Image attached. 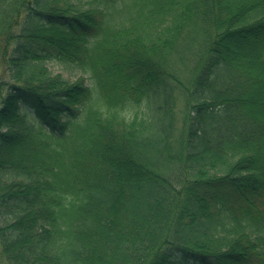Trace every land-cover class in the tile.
<instances>
[{
	"label": "trees",
	"instance_id": "obj_1",
	"mask_svg": "<svg viewBox=\"0 0 264 264\" xmlns=\"http://www.w3.org/2000/svg\"><path fill=\"white\" fill-rule=\"evenodd\" d=\"M0 264H264V0H0Z\"/></svg>",
	"mask_w": 264,
	"mask_h": 264
},
{
	"label": "rangeland",
	"instance_id": "obj_2",
	"mask_svg": "<svg viewBox=\"0 0 264 264\" xmlns=\"http://www.w3.org/2000/svg\"><path fill=\"white\" fill-rule=\"evenodd\" d=\"M49 66L54 73L61 72L65 77H68L71 80H74L78 78L80 75H83V72L78 70L76 66L72 67V66L66 65L65 63L59 64L56 62H53V63L51 62ZM84 74L88 77L87 73H84ZM88 83H90L89 79H88Z\"/></svg>",
	"mask_w": 264,
	"mask_h": 264
}]
</instances>
